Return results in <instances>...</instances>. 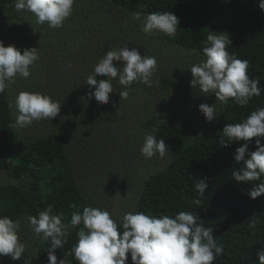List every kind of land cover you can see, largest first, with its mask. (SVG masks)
I'll return each mask as SVG.
<instances>
[{
  "label": "trees",
  "instance_id": "16d2710c",
  "mask_svg": "<svg viewBox=\"0 0 264 264\" xmlns=\"http://www.w3.org/2000/svg\"><path fill=\"white\" fill-rule=\"evenodd\" d=\"M14 2L15 0H0V21L4 20L5 9ZM105 2L111 3L129 18L131 29L138 23L135 22L136 19L133 20L134 13L140 12L142 20L145 15L152 12H171L179 19L176 34L157 38L167 40L177 49L193 52L202 57L208 31L215 33L216 27L223 20L224 34H227L231 41L228 51L234 53L238 59L249 61L248 75L250 79L259 78V87L262 91L259 97H253L244 107L229 99L227 103H223L215 120L203 124L198 129L191 124L194 115L183 112L160 121L156 119L146 121L147 128H155L151 129L153 135L157 139H164L170 155L165 166L159 170L155 169L154 162L149 160L147 166L150 169L152 166V172L145 178L138 173L135 164L126 162V159L125 172L123 170L120 172V169L116 168L118 166L114 159H120V156L111 154L126 145L119 144L114 131H110L112 125L108 118L102 117L108 105H99L94 100L96 107L89 111L93 115L89 122L90 128L86 127L92 137L94 148L88 150L101 161L110 159L114 163L107 169H105L107 165L101 167L100 164L92 167L83 166L81 169L87 170L101 182L105 181L104 176L108 171L114 172L108 175L110 183L113 182L112 179L125 180L126 190L131 189L133 193V200L128 203L127 212L140 211L173 217L181 211L197 214L205 227L213 229V237L217 244L223 245V253L213 264H258L256 252L264 248V196L251 199L248 192L253 187L252 182L237 183L232 178V171L243 166V161L239 164L235 161L234 153L244 142L232 141L224 147L221 137L225 124L242 122L252 111L264 108V11L258 7L260 0H105ZM82 4L83 14L78 17L79 10L74 14L75 28L68 21L62 28L52 30V35L60 32L65 35L62 30L68 27L73 29L71 38L74 40L75 32L96 27L94 23L96 21L91 17L95 10L90 7L88 1ZM84 18H88V21H83ZM96 79L106 78L97 76ZM111 83L114 90L113 80ZM157 85L161 91H168L172 88L173 81L169 77H160ZM139 86H143V83L134 82L129 89ZM177 98L178 95L169 96L167 102ZM9 105L6 93L0 94V170L6 172L11 181L0 183V216H7L19 222L23 217L37 216L40 211L51 205L55 214H63L62 220L70 222L74 212H82L85 206L94 207L92 198L89 199L90 196L85 192L78 168L81 166L80 162L84 164L88 160L92 161V157L81 153L85 150L78 149L79 158L76 161L70 154L68 142L51 136L17 141L12 109ZM174 106L175 104L172 108ZM180 106L186 109L185 104L181 103ZM100 108L104 110L100 111ZM256 139H260L264 145V136L253 138L249 142L248 151L256 150ZM105 144L111 146L107 147ZM200 179L207 183L203 197H198L194 190L196 180ZM196 198L201 201L199 206L192 203ZM116 222L119 224L121 221ZM80 227L82 225L70 229L67 243L54 251L58 261L64 259L70 252ZM49 247L50 240L42 238L35 250L32 264H48ZM67 258L71 264H77L71 255ZM7 262L6 256L0 257V264ZM126 264H132L130 256Z\"/></svg>",
  "mask_w": 264,
  "mask_h": 264
},
{
  "label": "clouds",
  "instance_id": "9594fccd",
  "mask_svg": "<svg viewBox=\"0 0 264 264\" xmlns=\"http://www.w3.org/2000/svg\"><path fill=\"white\" fill-rule=\"evenodd\" d=\"M74 0H15L16 10H28L38 24L47 23L50 28H60L73 11ZM258 7L264 11V0ZM141 13L133 18L141 20ZM142 31L151 34L154 31L167 36H174L179 23L178 17L171 12H152L141 20ZM205 59L190 68L191 87L199 86L202 93H214L216 100L227 103L229 99L241 107L249 104L253 97H259L262 89L259 78L250 79L249 61L238 59L228 51L231 41L227 34L208 31L204 41ZM39 59V49L29 48L21 51L13 45L7 47L0 41V94H3L16 76L28 78L30 67ZM120 61L117 67L114 62ZM154 56H141L138 48L120 47L107 51L94 67V73L87 77L86 85L95 86L87 94L88 99H95L99 105L109 102L113 93L111 80L118 78L124 86L119 92L120 98H127L129 86L134 82L147 87L154 86L153 75L157 71ZM106 79L97 80L96 77ZM13 126L25 128L34 121L52 120L60 112L61 104L50 96L40 92L21 91L17 94L14 105ZM198 110L207 122L217 118L215 103L211 106L200 104ZM264 136V108L251 112L242 122L225 124L222 129L221 143L227 147L230 142L243 141L236 148L234 159L243 166L232 171L235 182H252L248 196L255 200L264 196V145L260 139L255 141V151H248L253 138ZM226 138V139H225ZM145 158L170 155L164 139H157L147 134L141 147ZM195 192L203 197L207 183L196 180ZM259 181V183H255ZM199 206V198L193 199ZM63 214H55L49 205L37 216H28L27 220L37 236L50 240L47 251L48 264H71L67 256L71 255L77 264H126L130 256L132 264H213L223 253V245H218L213 237V229L205 227L197 214L181 211L174 217L153 215L145 212H127L118 224L109 211L92 206H85L82 212H74L70 222L62 220ZM76 232V242L64 259L57 260L54 251L67 243L70 229L81 226ZM20 223L7 216H0V257H10L12 261L21 260L25 245L19 238ZM258 264H264V248L256 252Z\"/></svg>",
  "mask_w": 264,
  "mask_h": 264
},
{
  "label": "rangeland",
  "instance_id": "374dc122",
  "mask_svg": "<svg viewBox=\"0 0 264 264\" xmlns=\"http://www.w3.org/2000/svg\"><path fill=\"white\" fill-rule=\"evenodd\" d=\"M84 1H88L90 7L92 6L95 10L91 17L96 21L94 22L96 27L75 32L74 40L71 38L73 29L65 27L66 30H62L65 35L62 32L52 35V30L58 28H50L47 23L38 24L36 17L30 11L16 10L15 2L5 9L4 20L0 21V41L4 46L13 45L21 51V54L25 49H39V59L30 67L31 75L26 79L16 76L5 93L9 103L13 105L17 94L21 91L40 92L61 104L60 112L54 119L34 121L25 128L15 127L16 140L23 142L42 136L64 139L68 142L67 146L70 145V154L76 161L79 158L78 149L85 150L81 153L89 158L92 157V161L88 160L84 164L80 162L81 166L78 168L86 194L90 196L89 199L92 198L94 207L109 211L115 221H121L129 209L128 203L133 200L132 190H126L125 180L112 179L113 182L110 183L108 175L114 172L108 171L104 176L106 182H101L90 172L81 168L100 164L101 167L107 165L105 168L107 169L115 162L118 166L116 168L120 169V172L122 170L125 172L124 160L126 159V162L135 164L138 173L145 178L152 172V166L151 169L147 166L149 160L154 162V168L159 170L169 159V155L163 158L157 155L149 159L141 154L145 135L153 134L151 129H155L147 128L146 121L151 119L160 121L165 117H173L174 114L183 112L194 115L195 118H191V124L198 129L203 124L210 123L198 110L199 105L211 106L215 103L217 114L224 102L216 100L214 93L205 94L200 91L199 86L194 88L190 86L191 66L200 63L205 57L177 49L167 40L157 38L165 35L161 32L144 33L141 30V21L135 20L138 23L135 24L134 29H131L128 23L129 18L105 0H74L73 11L63 25L69 21V24L74 26L76 21L74 14L76 10H79L78 17L83 14ZM78 3H80L79 6ZM82 20L88 21V18ZM216 29L215 33H225L223 20ZM124 46L138 48L141 56L148 55L156 58L158 68L153 75L156 83L153 87L143 84L135 89H129L128 97L120 98L119 92L124 90V86L118 83V78L113 79L114 90L107 103L108 108L104 114L102 112V117L108 118L112 125L110 131L113 130L119 144L124 143L126 147L112 152L111 155L120 156V159H114V162L110 159L101 161L88 150L94 148V145L86 127L90 128L89 122L93 115L89 111L92 107H96V102L94 98L88 99L87 94L95 88L86 85V80L90 74L94 73L95 65L107 51ZM114 64L117 67L121 66L120 61H115ZM160 77L172 79L173 86L170 90H160L157 85ZM174 95H178L177 100L167 102L168 97ZM181 103L186 105V109L180 106ZM15 115V110L12 108L13 121H15ZM108 142L111 141L108 140ZM128 152L132 153L128 154ZM117 160L119 163H116ZM116 174L120 175L119 172ZM9 182L11 181L7 173L0 170V183ZM19 223L18 235L25 245V253L19 261H12L10 257H7V264H32L35 250L42 241V236H37L33 232L26 217H23Z\"/></svg>",
  "mask_w": 264,
  "mask_h": 264
}]
</instances>
